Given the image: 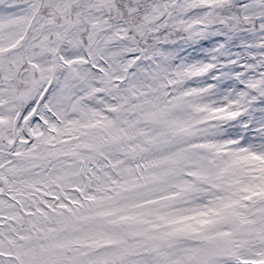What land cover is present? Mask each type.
Here are the masks:
<instances>
[{
	"label": "snow or ice",
	"instance_id": "6c2138e0",
	"mask_svg": "<svg viewBox=\"0 0 264 264\" xmlns=\"http://www.w3.org/2000/svg\"><path fill=\"white\" fill-rule=\"evenodd\" d=\"M0 264H264V0H0Z\"/></svg>",
	"mask_w": 264,
	"mask_h": 264
}]
</instances>
